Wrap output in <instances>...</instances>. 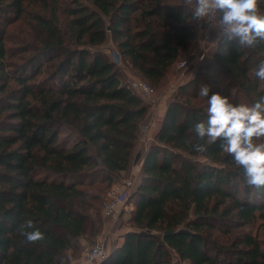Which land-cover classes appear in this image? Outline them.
<instances>
[{
    "label": "trees",
    "instance_id": "16d2710c",
    "mask_svg": "<svg viewBox=\"0 0 264 264\" xmlns=\"http://www.w3.org/2000/svg\"><path fill=\"white\" fill-rule=\"evenodd\" d=\"M34 1L0 0V264H69L70 251L101 232L103 189L133 161L148 106L127 73L157 86L188 49L195 22L186 0H71L60 30L58 0H41L44 12L31 14L34 41L7 46V25ZM220 40L169 100L129 196L133 228L102 264H174L172 255L187 264H264V191L244 183L220 141L203 153L184 142L207 121V103L192 102L204 75L209 97L251 105L264 96L255 76L264 41ZM29 219L43 240L21 235Z\"/></svg>",
    "mask_w": 264,
    "mask_h": 264
},
{
    "label": "clouds",
    "instance_id": "9594fccd",
    "mask_svg": "<svg viewBox=\"0 0 264 264\" xmlns=\"http://www.w3.org/2000/svg\"><path fill=\"white\" fill-rule=\"evenodd\" d=\"M262 0H186L191 10L188 22H205L218 29L228 41L240 47L253 48L264 41V11ZM220 37L213 41L219 46ZM203 57H201L202 59ZM257 79L264 81V59L258 61L255 70ZM199 95L207 98V121L192 125V136L185 143L196 152H206L207 147L220 141L222 151L230 155L236 166L243 169L244 183L257 192L264 191V96L251 105L233 104L229 97L213 93L203 85ZM27 229H32L28 231ZM21 235L27 242L45 238L44 233L34 228L32 220L21 225Z\"/></svg>",
    "mask_w": 264,
    "mask_h": 264
},
{
    "label": "built area",
    "instance_id": "2783aa9c",
    "mask_svg": "<svg viewBox=\"0 0 264 264\" xmlns=\"http://www.w3.org/2000/svg\"><path fill=\"white\" fill-rule=\"evenodd\" d=\"M195 29L201 32L200 37L196 40L195 48L193 50L190 49L181 52L174 61V68L178 73L177 79L173 81L174 83L178 80L180 81L193 59L197 60L200 64H203L206 57L209 55L211 56L216 48L213 41L221 36L218 29L210 28L205 22H200L199 24L195 22ZM201 57L203 58L201 59ZM193 69L195 73L198 66ZM127 74L128 85L131 90L147 104L148 108L154 109L159 102L156 88L147 81L131 75V73ZM154 139L155 132L152 128L151 122L141 123L138 129V137L134 149L132 165L140 163L142 154ZM132 190L133 184L130 177L114 181L108 187L105 192V200L102 208L104 227H102L101 232L94 238L91 245L85 248L84 251L69 264H99V262L107 257V240L109 238L116 240L119 236H123L124 232L127 230L122 229L121 222L123 216L127 215V213L131 212L133 209L127 203Z\"/></svg>",
    "mask_w": 264,
    "mask_h": 264
},
{
    "label": "rangeland",
    "instance_id": "374dc122",
    "mask_svg": "<svg viewBox=\"0 0 264 264\" xmlns=\"http://www.w3.org/2000/svg\"><path fill=\"white\" fill-rule=\"evenodd\" d=\"M70 5H71V0H58L57 13L59 15L58 16V18H59L58 20L59 21L57 22V26H58V28L60 30H65L64 29V24H63L64 15H63V13H61V9L63 8V6L64 7L65 6L67 7V6H70ZM26 7H27L28 14L25 17L21 18L20 20L8 24L7 27H6V32H5V40L6 41H5V43H6L7 46H14V45L19 44V43L22 44V43H25V41H27V42L28 41L33 42L34 39H35L34 38V35L32 33V30H31V28L33 27L31 14L33 12H38V11L44 12L43 11V7H42V1L41 0H35L34 2L26 3ZM70 40L71 39H69V36L68 35H65L64 36V42H65V44H67L69 46H74V42L73 41H70ZM107 46L109 48H113L114 49V46H112L111 43H108ZM190 48H191V50H193L195 47L194 48L193 47H188V49L184 50V52L190 50ZM104 50L108 53V48H104ZM181 52H183V51H181ZM110 56H111V54H110ZM212 56H213V54L211 56L209 55L208 57H206V60L207 61L205 60V62H203V64H206L207 62L211 61ZM12 58H11L12 60H18V59H16V57H12ZM60 58H61V56L56 57L55 58L56 60L54 62H56ZM198 64H199L198 67L200 65H202L200 63H198ZM44 67L45 66H43V68ZM174 71H176V70H174ZM44 74L45 73L42 72L39 75V77L44 76ZM131 75H134L135 77H139V76L135 75L132 72H131ZM139 78H141V77H139ZM203 80H204V84H207L209 82L208 81V77L206 75L203 76ZM179 82L180 81L178 80L175 83L174 82H171V83L167 84L166 86L165 85H161L160 83L157 86H153L154 88H156V91H157L156 94L159 97V101L162 98H168L169 100H171L173 98V96H175V94H176L177 86L179 85ZM219 86L221 87V89L223 91L225 89V87L227 86V83L226 82H222V83H220ZM168 91H171L172 92L171 95H169L170 93ZM231 93H232V91H231ZM192 102H194L195 104L196 103H207V99H205V97H201L199 95L197 98L193 99ZM73 141H74V138L73 137L70 138L69 140H67L68 144L72 143ZM138 176H139V174H137V176H133V175L132 176H128V178L130 177L133 186L137 182ZM57 177H59V176H57ZM126 177H127L126 174L125 175L123 174L122 176L119 177V180L125 179ZM101 187H103V185H101ZM107 189H108V187H106V188L103 189V193L101 195V201L100 202H96V205L99 208V217H100V219H102V227H104V218H103V214H102V208H103V205H104L105 192H106ZM127 203H128V205L130 207L134 208V203H133V199L132 198H129L127 200ZM131 212H129V213H127V215L123 216L122 222H121L122 229H131V228H133V226H132V224L130 222V217H129L132 214ZM105 226H106V224H105ZM257 226H258V224L256 222L255 224H253V227L251 228V230L253 232H255ZM259 230H263L264 231V228H262V229L260 228ZM215 234H217V233H215ZM97 235H93V236H90V237H84V240H82V243L81 244L78 243L73 248V250L70 251V254L72 255V258H73L72 260H74L76 257H78L84 251L85 248H87L89 245H91L92 241L94 240V238ZM230 236L231 235L225 236L223 234H218V237L221 240V242H227V239ZM111 237H114V236H111ZM107 243H108V249H107L108 251L107 252L109 253V252H111V251L114 250L113 249L114 247H112L111 245H114L115 243H114V240L113 239H110V238L107 240ZM171 258H172V261H173L174 264H187L186 261L179 260L174 255H172Z\"/></svg>",
    "mask_w": 264,
    "mask_h": 264
},
{
    "label": "crops",
    "instance_id": "0c3cea01",
    "mask_svg": "<svg viewBox=\"0 0 264 264\" xmlns=\"http://www.w3.org/2000/svg\"><path fill=\"white\" fill-rule=\"evenodd\" d=\"M201 32L197 29L194 30V35L193 38L191 40V43L189 45V47H195L196 46V40L198 37H200ZM191 49V48H190ZM199 62H197V60H192V63L190 64V66L186 69L185 74L183 75V77L180 79V83L188 80L190 78L191 75L194 74V69L195 67H197L199 64ZM174 63L171 65V67L169 68L168 72L165 74V76L162 78L160 84L161 85H167L173 81H175L178 77V73L176 71H174ZM192 72V74H191ZM179 83V84H180ZM171 95V91H168ZM167 99V100H166ZM169 103V99L168 98H162L160 99V101L158 102L157 106L153 109V108H148L147 112L145 114L144 120L143 122H151L152 124V128L154 130V132L156 133V131L159 129V126L161 124L164 112L167 108V105ZM142 122V123H143ZM139 170H140V165L136 164V165H130L128 170L126 172H124L123 174L128 177V176H137V174H139ZM138 179V178H137ZM123 242V236H119L116 240H114V245H111L112 247H117L120 246L121 243ZM113 248V249H114Z\"/></svg>",
    "mask_w": 264,
    "mask_h": 264
},
{
    "label": "water",
    "instance_id": "95a60500",
    "mask_svg": "<svg viewBox=\"0 0 264 264\" xmlns=\"http://www.w3.org/2000/svg\"><path fill=\"white\" fill-rule=\"evenodd\" d=\"M115 58H116V60H118V54L115 55ZM109 253H110V252H109ZM109 253H108V254H109ZM108 254H107V256H108ZM104 260H105V259H104ZM104 260H102L101 262H99V264H102Z\"/></svg>",
    "mask_w": 264,
    "mask_h": 264
}]
</instances>
